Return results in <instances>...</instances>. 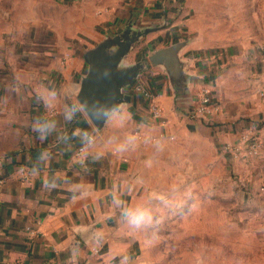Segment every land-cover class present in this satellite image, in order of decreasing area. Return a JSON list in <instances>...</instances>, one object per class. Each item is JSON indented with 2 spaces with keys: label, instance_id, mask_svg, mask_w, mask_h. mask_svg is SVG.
<instances>
[{
  "label": "crops",
  "instance_id": "1",
  "mask_svg": "<svg viewBox=\"0 0 264 264\" xmlns=\"http://www.w3.org/2000/svg\"><path fill=\"white\" fill-rule=\"evenodd\" d=\"M199 2L0 0V264H121L123 256L143 264L113 201L133 206L151 144L176 131L216 143L227 170L264 179V149L239 158L222 150L243 133L264 140V49L207 45ZM128 27L148 32L124 65L184 43L183 87L149 64L126 89L130 102L121 115L97 131L81 107L73 111L87 71L83 54ZM203 90L211 103L199 115ZM152 103L160 119L150 115ZM36 121L53 123L44 138Z\"/></svg>",
  "mask_w": 264,
  "mask_h": 264
},
{
  "label": "rangeland",
  "instance_id": "2",
  "mask_svg": "<svg viewBox=\"0 0 264 264\" xmlns=\"http://www.w3.org/2000/svg\"><path fill=\"white\" fill-rule=\"evenodd\" d=\"M198 4L207 45L264 49V0ZM168 137L151 144L133 202L149 207L158 220L146 230H131L143 264H264L263 175L247 178L227 170L220 147L199 133Z\"/></svg>",
  "mask_w": 264,
  "mask_h": 264
},
{
  "label": "water",
  "instance_id": "3",
  "mask_svg": "<svg viewBox=\"0 0 264 264\" xmlns=\"http://www.w3.org/2000/svg\"><path fill=\"white\" fill-rule=\"evenodd\" d=\"M147 32L133 31L128 27L84 52L87 71L79 81L76 100L95 130L104 127L108 119L106 113L114 109L118 111L120 106L130 102L126 89L149 64L161 66L172 84L178 89L183 87L180 84L184 80L183 63L178 53L184 43L154 50L138 62L124 65L128 53Z\"/></svg>",
  "mask_w": 264,
  "mask_h": 264
},
{
  "label": "clouds",
  "instance_id": "4",
  "mask_svg": "<svg viewBox=\"0 0 264 264\" xmlns=\"http://www.w3.org/2000/svg\"><path fill=\"white\" fill-rule=\"evenodd\" d=\"M45 92L48 96L54 97L56 95V92L52 90L45 89ZM80 107L81 106L78 103L74 104L73 111H78ZM106 115L109 119H112L118 115H121V113H118L114 109L111 112L106 113ZM52 127H53V123L51 121H43V122L36 121L33 124V129L40 134L41 138H44L47 135L48 131L52 129ZM123 147H124L123 144L117 145L118 149ZM113 202L115 206L119 208L121 222L126 224L128 228L133 231L146 230L149 226L158 222V220L154 219L152 210L145 205H137V206L125 205L124 202L117 197H114ZM149 238L153 239L155 238V236L153 235ZM128 259H129L128 256H123L121 258V264H126Z\"/></svg>",
  "mask_w": 264,
  "mask_h": 264
},
{
  "label": "built area",
  "instance_id": "5",
  "mask_svg": "<svg viewBox=\"0 0 264 264\" xmlns=\"http://www.w3.org/2000/svg\"><path fill=\"white\" fill-rule=\"evenodd\" d=\"M135 91L141 92L140 87L134 88ZM261 97L264 99V92H261ZM211 103V98L209 96V92L206 90H203L202 96L200 98V106L196 109V113L199 115H204L207 111V108L209 104ZM149 112L150 115L154 119H160L161 118V110L156 104H150L149 105ZM88 141H92V137L87 138ZM264 149V140L262 141H256L252 140L247 133L241 134L239 141L236 145H229L226 144L222 147V150L225 153H231L234 157H242L243 153H246L250 156H257L259 150ZM83 147H78L76 151V155L80 156L83 154ZM2 181L0 180V187H1Z\"/></svg>",
  "mask_w": 264,
  "mask_h": 264
}]
</instances>
